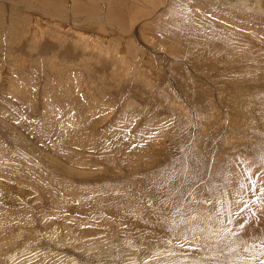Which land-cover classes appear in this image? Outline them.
Wrapping results in <instances>:
<instances>
[{"label":"rangeland","instance_id":"rangeland-1","mask_svg":"<svg viewBox=\"0 0 264 264\" xmlns=\"http://www.w3.org/2000/svg\"><path fill=\"white\" fill-rule=\"evenodd\" d=\"M0 264H264V0H0Z\"/></svg>","mask_w":264,"mask_h":264},{"label":"bare ground","instance_id":"bare-ground-1","mask_svg":"<svg viewBox=\"0 0 264 264\" xmlns=\"http://www.w3.org/2000/svg\"><path fill=\"white\" fill-rule=\"evenodd\" d=\"M257 2V1H256ZM223 256V255H222ZM225 260V259H224ZM223 262V261H222Z\"/></svg>","mask_w":264,"mask_h":264}]
</instances>
